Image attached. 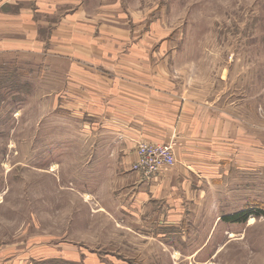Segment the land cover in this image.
<instances>
[{"label": "rangeland", "instance_id": "rangeland-1", "mask_svg": "<svg viewBox=\"0 0 264 264\" xmlns=\"http://www.w3.org/2000/svg\"><path fill=\"white\" fill-rule=\"evenodd\" d=\"M128 2L137 10L149 8L143 19L153 52L171 55L177 85L215 103L233 137H246L247 149L264 150V0ZM50 33L41 30L46 40ZM45 53L0 54V264H84L83 251L107 264H264V230L249 239V249L234 241L212 253L215 242L220 247L226 241L217 231L203 252L193 253L204 231L194 237L185 223L170 224L163 237H143L99 211V200L110 198L114 175L80 148L79 125H66L73 121L68 111L56 109L47 96ZM251 182L245 201L255 204L242 209L264 210V182L259 188ZM64 241L81 257L47 255L52 244Z\"/></svg>", "mask_w": 264, "mask_h": 264}, {"label": "crops", "instance_id": "crops-1", "mask_svg": "<svg viewBox=\"0 0 264 264\" xmlns=\"http://www.w3.org/2000/svg\"><path fill=\"white\" fill-rule=\"evenodd\" d=\"M147 13L149 8L134 9L128 0H0V54L46 50L47 96L56 109L68 111L73 121L66 125H79L80 148L114 175L99 211L143 237H163L170 224L185 223L194 237L204 231L193 253L203 252L217 231L226 241L220 247L215 242L210 252L234 241L249 249V239L264 230V216L245 222L224 216L255 204L245 200L250 181L258 188L264 182V150L247 149L246 137H233L215 103L177 85L171 55L153 52ZM51 18L57 22L46 27ZM44 28L52 31L49 40L41 36ZM140 143L172 144L175 163L150 178L133 171ZM222 205L225 212L218 209ZM51 246V258L81 257L66 241ZM83 253L84 264H107L95 252Z\"/></svg>", "mask_w": 264, "mask_h": 264}, {"label": "built area", "instance_id": "built-area-1", "mask_svg": "<svg viewBox=\"0 0 264 264\" xmlns=\"http://www.w3.org/2000/svg\"><path fill=\"white\" fill-rule=\"evenodd\" d=\"M139 157L132 165V170L150 178L156 175L163 167L175 163V154L171 144L140 143Z\"/></svg>", "mask_w": 264, "mask_h": 264}, {"label": "trees", "instance_id": "trees-1", "mask_svg": "<svg viewBox=\"0 0 264 264\" xmlns=\"http://www.w3.org/2000/svg\"><path fill=\"white\" fill-rule=\"evenodd\" d=\"M260 214L264 215V210L255 211L252 209H244L234 214L224 216V219H227L233 222H245L251 215L261 216Z\"/></svg>", "mask_w": 264, "mask_h": 264}]
</instances>
